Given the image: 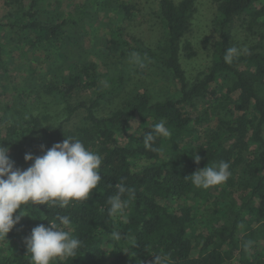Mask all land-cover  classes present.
<instances>
[{
	"label": "trees",
	"instance_id": "16d2710c",
	"mask_svg": "<svg viewBox=\"0 0 264 264\" xmlns=\"http://www.w3.org/2000/svg\"><path fill=\"white\" fill-rule=\"evenodd\" d=\"M215 2L213 24L217 39L213 64L208 73L196 80L191 82L187 78L181 63V56L195 54L185 36L191 27L196 0H158L163 43L156 50L133 48L172 75L178 85L177 97L154 100L148 93L140 92L109 114L99 116L96 107L103 99L119 94L122 79L119 82L109 79L104 86L96 63L87 62L83 66H71L68 73L54 69L43 84L45 93L66 102L67 119L78 109L85 110L84 122L75 129H66L63 123L45 125L38 116L21 117L20 102L13 98L6 102L0 115V144L10 149L9 155L17 167L27 169L33 163L25 160L26 153L42 156L54 144L76 138L102 156V179L86 201H73L64 208L22 205L26 215H21L18 209L14 217L21 215V218L8 233L19 244L0 256V264H30L25 238L40 224L48 226L49 221H55L59 225L58 215L70 217L71 226L65 230L82 245L74 256L57 259L53 264H155L157 255L166 264H264V254L249 257V247L245 249L247 233L239 238L243 228L264 223V0ZM39 3L40 0H31L26 8L20 7L5 22L0 21V38L4 33L15 32L31 47L43 43L58 46L73 19L70 16L41 19ZM118 6L126 17H131L134 6L127 2ZM237 17L257 23L262 32L253 46L234 56L229 64L225 63L224 55L232 48V25ZM4 53L0 40V75L9 71ZM220 78L226 85L221 93V88L213 86ZM89 90L94 93L89 101L77 105L69 102L78 93ZM4 95L0 79V105ZM211 97L216 104L205 110L204 116L190 111L197 99L209 101ZM214 114L218 115L216 128L208 126L203 131L207 134L195 148L182 146L184 137L196 132L195 126L206 125ZM135 117L139 118V135L122 143L119 136L130 129ZM161 120L171 135L157 137L152 142L157 151L146 149V134ZM42 145L46 146L43 150ZM251 145H256V152L248 158ZM172 152L175 154L171 155ZM164 154L168 158H162ZM193 154L201 157L199 164ZM221 161L230 164L232 174L240 167L245 177L239 182L247 192L240 204L232 198L220 210L223 226L199 239L196 204L173 208L168 203L199 196L208 199L207 190L195 187L190 175L199 167L218 165ZM118 183L131 188L135 195H125L129 207L123 215L109 217L107 201L117 194ZM114 232L120 234L119 239L113 237Z\"/></svg>",
	"mask_w": 264,
	"mask_h": 264
},
{
	"label": "rangeland",
	"instance_id": "374dc122",
	"mask_svg": "<svg viewBox=\"0 0 264 264\" xmlns=\"http://www.w3.org/2000/svg\"><path fill=\"white\" fill-rule=\"evenodd\" d=\"M20 2L24 6L20 5ZM30 2L31 0H0V21L5 22L8 17L18 12L20 7L26 8ZM120 2L134 6L130 18L119 9ZM38 8V17L41 19L70 16L73 21L66 26L62 41L55 47L46 43L31 47L15 32L3 34L0 40L5 49L9 71L0 75L5 93L1 98L0 115L6 102L13 98L20 102L21 117L38 116L45 125L55 126L63 123L69 130L80 126L85 120V110L78 109L67 119L66 102L56 95L45 93L43 84L54 69L61 74L68 73L71 66H83L87 62L96 63L104 86H107L109 79L116 82L122 79L119 94L103 99L96 107L99 116L109 114L140 92L148 93L154 100L179 95L178 85L172 75L155 60L133 49L136 46L156 50L163 43L164 30L158 18V0H40ZM216 11L215 0H196L191 27L185 36L192 44L195 54L192 57L181 56L182 66L191 82L212 68L214 44L217 39L213 24ZM261 32L257 23H250L244 17L235 18L232 25V47L242 54L259 40ZM213 86L221 88L220 93L226 90L225 81L221 78ZM93 96L91 90L83 91L69 102L77 105L82 101H89ZM215 104L214 97L209 101L197 99L190 111L195 115L204 116L205 110ZM221 115L224 116L223 113ZM217 123L218 115L214 114L206 125L195 126L196 132L185 136L182 146L195 148L207 134L203 131L207 130L208 126L216 128ZM138 124V117L132 119L130 129L119 136L122 143L138 137ZM255 152L256 145H251L246 156L251 158ZM165 156L162 155V158ZM231 177L225 184L207 189L208 199L199 196L196 199L186 198L168 203L173 208L196 204L199 214L196 220V237L200 236L199 239L216 227L223 226L220 210L222 211L223 206L232 198L240 204L247 192L242 190L239 182L245 177L240 167ZM251 229L254 230L253 234ZM251 229L243 228L239 238L247 233V242L251 241L249 257L257 253L264 254V223H254ZM18 244L19 240L8 234L7 238L0 240V256L10 253Z\"/></svg>",
	"mask_w": 264,
	"mask_h": 264
},
{
	"label": "clouds",
	"instance_id": "9594fccd",
	"mask_svg": "<svg viewBox=\"0 0 264 264\" xmlns=\"http://www.w3.org/2000/svg\"><path fill=\"white\" fill-rule=\"evenodd\" d=\"M238 55L237 48H228L224 55L225 63L231 64L234 56ZM170 135V130L161 120L152 126V132L146 134L144 146L157 151L152 142L157 137ZM45 147L42 145V150ZM9 152L8 147L0 144V240L7 238L21 215H26L22 211V205L47 204L49 208L54 205L64 208L73 201H86L102 179V156L86 148L76 138H66L63 142L54 144L42 156L34 157L32 153H26L25 160L33 161L27 169L17 167ZM193 155L195 162L199 164L201 157ZM231 175L230 164L221 161L218 165L198 169L190 176L195 187L207 190L225 184ZM115 187L117 194L110 196L107 201L109 217L123 215L129 207V200L124 199L125 195H135L131 188L122 183ZM18 209L21 210V215L14 217ZM56 219L60 222L59 225L55 221H49L48 226L40 224L25 238L28 253L31 254L30 264H53L57 259L74 256L81 247L82 242L65 230L71 226L70 217L58 215ZM112 235L115 239L120 238L118 232ZM250 244L251 241L247 242L245 249ZM155 264H166V261L157 255Z\"/></svg>",
	"mask_w": 264,
	"mask_h": 264
}]
</instances>
